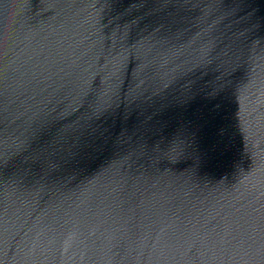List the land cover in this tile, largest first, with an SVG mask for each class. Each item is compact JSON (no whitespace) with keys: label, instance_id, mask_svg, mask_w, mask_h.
I'll return each mask as SVG.
<instances>
[{"label":"water","instance_id":"water-1","mask_svg":"<svg viewBox=\"0 0 264 264\" xmlns=\"http://www.w3.org/2000/svg\"><path fill=\"white\" fill-rule=\"evenodd\" d=\"M0 264H264V0H0Z\"/></svg>","mask_w":264,"mask_h":264}]
</instances>
